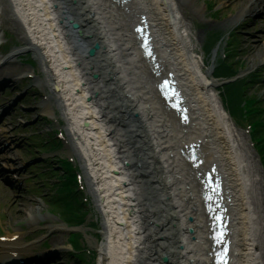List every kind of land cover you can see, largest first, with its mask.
<instances>
[{
	"label": "bare ground",
	"instance_id": "obj_1",
	"mask_svg": "<svg viewBox=\"0 0 264 264\" xmlns=\"http://www.w3.org/2000/svg\"><path fill=\"white\" fill-rule=\"evenodd\" d=\"M179 3L198 15L205 8L195 0H0V15L23 42L0 56V65L20 51L33 54L41 75L24 73L48 88L40 110L53 116L57 108L68 152L100 214L96 264H213L212 250L221 247L210 237L211 223L220 224L215 207L228 230L226 264H263L262 178L222 104L214 62L201 68ZM140 15L142 37L133 30ZM249 16L264 17V0L239 6L222 28ZM257 40L263 45L255 57L264 55V34ZM146 42L154 57L143 52ZM1 68L0 80L13 83ZM165 79L179 90L185 120L151 87ZM263 124L251 122L252 130ZM22 210L25 223L42 208ZM2 245L6 255L22 249L18 240Z\"/></svg>",
	"mask_w": 264,
	"mask_h": 264
},
{
	"label": "rangeland",
	"instance_id": "obj_2",
	"mask_svg": "<svg viewBox=\"0 0 264 264\" xmlns=\"http://www.w3.org/2000/svg\"><path fill=\"white\" fill-rule=\"evenodd\" d=\"M195 1L205 7L202 15L195 13L191 6L179 3V9L191 30L194 51L202 70L205 71L214 62L213 76L220 83L217 90L222 104L229 112L237 137L244 143V150L250 155V160L252 157L254 169L262 178L257 183L256 204L263 220L260 224L262 235L258 240L264 264V138L260 137L264 135V128L259 130L260 136H256L253 127H249L251 122L264 120V55L255 57L263 45L257 39L264 34V17L257 20L251 16L245 17L229 29L222 28L223 22L234 17L239 6H244L249 0ZM21 45L23 42L13 25L1 14L0 56ZM35 63L30 51H20L11 62L3 60L0 65L8 73V78H14L13 83H8L9 91L4 96V99L15 100L14 109L5 116L4 122L8 129L7 136L11 138L8 152L15 164H20L18 173L23 186L20 192L9 190L10 193L0 186V235L20 232L24 235L21 238L23 244L49 249L54 245L69 246V240H72L78 251L70 247L57 249L60 250H56L60 262L56 264H96V245L102 239L99 231L100 214L83 180L76 156L68 152V139L57 108L53 106V116L40 110V102L45 99L48 88L33 81L41 75ZM31 69L36 76L31 71L24 73ZM17 75L21 76L17 78ZM151 87L156 86L151 83ZM59 198L65 200L67 207ZM35 207H41L42 210L34 214L36 218L33 221H19L22 212H25L22 209L30 211ZM62 207L69 209L64 213L70 218L66 220L69 224L58 213ZM10 217L14 223H4L3 220ZM78 220L82 221L81 224H76ZM63 226L72 228L67 231L56 228ZM73 251L78 255H72ZM207 254L211 256V250Z\"/></svg>",
	"mask_w": 264,
	"mask_h": 264
},
{
	"label": "water",
	"instance_id": "obj_3",
	"mask_svg": "<svg viewBox=\"0 0 264 264\" xmlns=\"http://www.w3.org/2000/svg\"><path fill=\"white\" fill-rule=\"evenodd\" d=\"M141 27H142V26H141ZM139 35H140L141 37L143 36V34L140 33V32H139ZM148 40H149V38H147L146 41H148ZM146 47L149 48V49H148V54H150V56H153V57H154V54L151 53V47L148 45L147 42H146ZM164 85H165V87H167L166 90L170 91V94H169V98H170V100H173V101H175V102H179L178 100H175L176 93H175L174 91L172 92V90H170V89L173 88V82H171L170 80L166 79V80L164 81ZM214 195H215V193H214ZM216 201H217V200H216ZM217 202H218V201H217ZM213 210H214V213H213V214L218 215V216H219V220H220V225L218 226V228L220 229L219 244H221V247L218 248V250H219V252L221 253V255H222L223 257H225L223 260H221V259L219 260V261H220L219 264H226L227 259H228V257H227V249H226V250H223L222 248H223V247H226V248L228 247V245H227L228 240H227V238L225 237L226 229L224 228V223L222 222V220H223V216H222V214L220 213V209H218L217 207H215V209H213ZM223 251H224V252H223ZM222 252H223V253H222Z\"/></svg>",
	"mask_w": 264,
	"mask_h": 264
},
{
	"label": "trees",
	"instance_id": "obj_4",
	"mask_svg": "<svg viewBox=\"0 0 264 264\" xmlns=\"http://www.w3.org/2000/svg\"><path fill=\"white\" fill-rule=\"evenodd\" d=\"M254 113L256 114V113H258V112H254ZM255 114H254V115H255ZM251 116H252V115H251ZM255 119L258 120L259 118H255ZM259 121H260V120H259ZM258 125L260 126V124H258ZM255 132H256V136H258V135L260 136V132H259V130H255ZM260 137H263V138H264V135L262 134Z\"/></svg>",
	"mask_w": 264,
	"mask_h": 264
}]
</instances>
